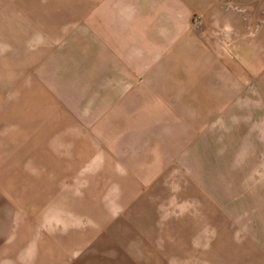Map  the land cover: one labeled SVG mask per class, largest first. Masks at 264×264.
I'll use <instances>...</instances> for the list:
<instances>
[{
  "label": "crops",
  "instance_id": "obj_1",
  "mask_svg": "<svg viewBox=\"0 0 264 264\" xmlns=\"http://www.w3.org/2000/svg\"><path fill=\"white\" fill-rule=\"evenodd\" d=\"M253 1L0 0V264H264Z\"/></svg>",
  "mask_w": 264,
  "mask_h": 264
},
{
  "label": "rangeland",
  "instance_id": "obj_2",
  "mask_svg": "<svg viewBox=\"0 0 264 264\" xmlns=\"http://www.w3.org/2000/svg\"><path fill=\"white\" fill-rule=\"evenodd\" d=\"M252 7L255 9L254 12H252L251 14H249L248 12H244L243 7L239 8L240 14L242 15V18H244L245 20L248 19V17H250V20H253V25L249 26L245 29V32L241 34V37H246V38H254L257 40V51L256 54L254 53L255 51L252 50V46H249L248 43V48L247 51L249 50L251 55L250 57L256 60V56H257V65L260 64V57L262 58L264 56V48L260 43L264 42V0H254L251 3ZM233 30H231L232 32ZM225 40H228V44L232 43L233 39L232 35H226L224 37ZM227 46V45H226ZM260 46V48H259ZM261 54V55H260ZM256 55V56H255ZM253 62V61H252ZM258 70H260L261 68L258 67ZM258 83H260V85L262 86V89L264 90V75L261 77H257ZM264 94V93H263ZM243 95V93L241 94V96Z\"/></svg>",
  "mask_w": 264,
  "mask_h": 264
}]
</instances>
